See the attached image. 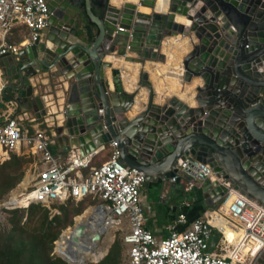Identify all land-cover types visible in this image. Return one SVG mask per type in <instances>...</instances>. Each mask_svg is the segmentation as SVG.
Instances as JSON below:
<instances>
[{"label":"water","instance_id":"obj_1","mask_svg":"<svg viewBox=\"0 0 264 264\" xmlns=\"http://www.w3.org/2000/svg\"><path fill=\"white\" fill-rule=\"evenodd\" d=\"M46 1L47 27L16 54L0 91L16 115L29 108L37 119H50L67 140L66 150L80 156L114 142L121 161L145 173V185L167 180L177 160L191 156L212 165L220 178L203 182L210 207L227 191L223 182L264 204V0H163L161 7L155 5L159 0ZM139 5L164 13L136 11ZM178 36L189 51L169 74L181 83L201 80L195 106L175 97L154 102L146 71H139L130 91L119 71L105 74L111 62L103 58L114 51L134 63L165 62L159 50L166 38ZM44 75L68 84L53 113L31 83ZM141 87L147 89L145 101L136 98ZM74 230L76 242L85 225L76 223ZM90 239L99 241L100 234ZM215 240L213 235L211 245ZM87 262L94 261L82 264Z\"/></svg>","mask_w":264,"mask_h":264},{"label":"built area","instance_id":"obj_2","mask_svg":"<svg viewBox=\"0 0 264 264\" xmlns=\"http://www.w3.org/2000/svg\"><path fill=\"white\" fill-rule=\"evenodd\" d=\"M50 18L46 0H0V56L18 54L32 44L47 27ZM27 34L19 43L9 41L17 28ZM12 103V102H11ZM9 105L0 111H9ZM5 109V110H3ZM105 149L110 157L98 166L90 164L92 158ZM4 150L18 155L23 151L38 157L35 175L28 184L29 190L20 198L27 205L40 203L50 206L64 203L68 198L80 201L86 197L100 202L92 212L100 215L99 226L93 232L100 234L102 243L105 230L115 232L123 227L122 242L127 247V264H260L264 253V204L227 187L220 207L213 213L226 218L225 224L213 223V214L196 218L190 227L181 232L168 226L170 233L157 237L147 226L145 210L140 200V189L146 182L143 171L124 164L116 144L102 145L91 153L73 158L63 166L59 156L51 150V137L42 129L33 133L19 127L16 116L6 115L0 121V158ZM83 169H88L84 174ZM181 174L197 181L217 179L212 165L191 156L179 158L174 175L167 180L176 183ZM178 222L185 223L184 215ZM235 235L233 241L231 235ZM216 235L211 245L212 237Z\"/></svg>","mask_w":264,"mask_h":264},{"label":"crops","instance_id":"obj_3","mask_svg":"<svg viewBox=\"0 0 264 264\" xmlns=\"http://www.w3.org/2000/svg\"><path fill=\"white\" fill-rule=\"evenodd\" d=\"M126 2L133 3L134 0H126ZM155 5L161 7L158 1ZM141 7L146 8L148 11H143ZM136 11H141L146 14L151 13L152 11L164 13V11L159 10L158 8L151 9L148 6L141 5H139ZM15 32H18V37H21L24 36L26 29L23 27L17 28L15 29ZM16 37L17 35L15 34V39ZM180 38L181 37L178 36L177 38L165 39L167 42H165L159 50V53L165 54L166 56L165 62L163 63L158 60L154 61L150 59H146L144 64L134 63L124 60V57L118 56L117 52L114 51L103 58L104 61L111 62V66L105 68V74L111 75L112 70L114 72L119 71L123 79L124 89L130 91V89H132L131 87L137 83L139 71H146L148 73V80L153 84L155 90L154 102L162 103L166 99L175 97L177 100L187 103L190 107L195 106V101L190 103L182 97V94L193 97L195 95V87L198 83H201V80L193 77L190 82L181 83L179 78L172 77L169 74L170 70H177V67H180L182 58L189 51V47L185 50L178 47L179 52L177 53V46H175L173 40L175 39L177 41ZM15 43L17 42L15 41ZM129 55L136 56L133 52H130ZM16 59H18L17 55L11 53L0 56V84H2L0 85V91L3 85L9 82V75L10 73L12 74L10 69H12V64ZM153 75L155 76V79H153ZM63 78L44 75L42 79L40 77H34L31 80L35 95L42 93V99L46 106L47 113L54 112L53 107H51L52 104L62 105L63 103V98L68 91L67 81ZM128 82L130 83L129 85ZM156 83L161 88L160 91L156 90ZM140 97H142V99H140L142 101L147 99V89L145 87L140 88L139 94L136 98L139 99ZM0 104L2 105V108H5L7 105L10 107L9 111L3 113L0 111V121H3L6 115H15L19 127L23 131L33 133L39 129L45 130L51 137V150L56 156H59L60 163L63 164V166L69 163L73 158L80 157L81 154L76 150H66V145L68 143L67 140L63 138L62 134L55 131V123L50 121V119L49 121L37 119L34 109L29 108H23V110L16 115L15 105L2 97L1 92ZM137 110L136 108L131 110L127 113V117L131 119L137 114ZM21 156L25 158L31 157L34 162L32 173H29V175L27 174L23 180V184H25V182H28L29 184L35 175L38 157L25 151L21 153ZM86 170L87 169H83L82 172L86 174ZM202 186L203 181L191 179L185 174H181L176 183H170L168 180L158 178L148 181V183L146 185L144 184L140 189V200L147 218L146 226L157 237H162L170 233L167 228L172 224L175 225L174 231L181 232L190 227L191 223L196 218L202 217L206 219L209 217L210 213L213 214L212 221L216 220L217 213L213 212L220 207V204L210 207L209 200L204 196L205 192L203 191ZM180 215L185 216V223L178 222ZM98 259L99 258L95 259V261Z\"/></svg>","mask_w":264,"mask_h":264},{"label":"trees","instance_id":"obj_4","mask_svg":"<svg viewBox=\"0 0 264 264\" xmlns=\"http://www.w3.org/2000/svg\"><path fill=\"white\" fill-rule=\"evenodd\" d=\"M15 34L17 35L15 39ZM27 34L18 37V32H13L9 41L21 42ZM111 155L110 149H105L95 155L90 164L98 166ZM24 157L4 150L0 158V199L22 181L25 163ZM90 196L80 201H87V205L94 203ZM75 200L68 198L64 203H57L59 214L50 217L49 210L40 203L27 205L21 202L18 205H9L3 208L10 214L9 223L11 227L3 229L0 227V264H69L61 257L51 255L53 242L59 238L61 231L73 223L70 214L78 215L83 208L80 206L68 209V203ZM44 206V207H43ZM27 210L26 220L23 222L24 211ZM90 210V209H89ZM87 210L86 212H88ZM79 215L77 217H83ZM113 234V233H112ZM111 238L106 242V251L112 243ZM122 245L115 241L108 253L102 259L89 264H120ZM262 258V257H261ZM259 263L264 264V259Z\"/></svg>","mask_w":264,"mask_h":264},{"label":"bare ground","instance_id":"obj_5","mask_svg":"<svg viewBox=\"0 0 264 264\" xmlns=\"http://www.w3.org/2000/svg\"><path fill=\"white\" fill-rule=\"evenodd\" d=\"M114 1L120 2L122 0H114ZM162 2L163 0H159V3H162ZM141 8L143 9V11H148L146 8H143V7ZM178 20L183 21V18L179 17ZM173 43L175 44V46H177V53L179 52L178 51L179 48H182L183 50L187 49L186 44H185L186 39L184 40L178 39L177 41L173 40ZM179 68L180 67H177V70ZM152 77L153 79H155L154 75ZM155 85H156V90L160 91L161 88L158 86V84L156 83ZM182 97L188 100L190 103L192 102V96L182 94ZM55 109L56 108L53 107V111H55ZM19 196L20 194L18 193L17 197L15 196V200L18 202H23V199H21ZM84 217L85 216H83L82 218H78V217L76 218L77 223H82L85 225L86 232L84 233L83 236H81L76 242L73 241L72 237L75 233V230L74 228H70L63 232L62 237L60 241L58 242V253L72 263L79 264V263H84L86 261L95 260L97 258L100 259L106 249L104 246H98L96 242H93L90 239L91 231L93 232L99 226L100 215L95 212L91 214L89 218H84ZM216 218H217L216 220L212 221L213 223L225 224L227 222L226 218H224L223 216H219L218 214L216 215ZM104 230H105V238H108L107 240H109L111 235L113 236L112 234L113 231L110 229L101 228V231H104ZM231 236L233 238L235 237L234 234Z\"/></svg>","mask_w":264,"mask_h":264},{"label":"rangeland","instance_id":"obj_6","mask_svg":"<svg viewBox=\"0 0 264 264\" xmlns=\"http://www.w3.org/2000/svg\"><path fill=\"white\" fill-rule=\"evenodd\" d=\"M1 106L2 105L0 104V107ZM21 157H23V156H21ZM24 159H26V160H25V163L23 165L24 175H23L22 181L20 183H18L12 190H10L9 193H7L2 199H0V227L3 228V229H7L8 230L11 227V225L9 223L10 214L7 211L3 210V208L6 207V206H9V205H18L19 203H21V202H18V201L15 200V196L17 197L18 193L21 194V192H25L26 189L27 190L30 189L28 187V182L23 184V182H24L23 180H24V178H25V176L27 174L29 175V173H32L34 162H33V159L31 157L30 158L29 157L28 158L24 157ZM87 172H88V169L86 170V173ZM93 202L94 203H91L89 205H87V201H82L81 203L80 202H76V201H74L72 203H68V209H72V207H75V206H80V207L83 208V210L78 215H74L73 216L72 213L70 214L69 217L72 219L73 223L71 225L67 226L66 228H64L61 231V233L59 235V238L53 242L51 255H54V256H57V257H61L63 259V257L58 253V242L60 241L63 232L65 230L70 229V228H74V225L77 223V220H76L77 216L84 215L85 216L84 218H89L90 215L94 213V212H92L93 208L100 202V200L98 198H94ZM57 205H59V204L54 203L53 205H50L48 207L45 206V208H47L49 210L50 217L53 216L54 214H59L60 213V209L57 207ZM89 209H91L92 211L89 210ZM87 210H89V211L86 212ZM23 214H24V217L22 219H23V222H24L26 220V215H27V210L26 209H25ZM78 218H80V217H78ZM126 230L127 229L123 227L122 229H119L118 231H116L115 232L114 241L111 243V245L109 247V250H110L111 246L113 245V243L115 241H120V244L122 245L120 264H127V247L122 242V237H123L124 233L126 232ZM231 238L234 239L232 236H231ZM107 239L108 238L104 237L102 243H100V244L97 243V242L96 243H97L98 246H104L105 247V244L108 241ZM261 257H262L261 258V261H262V259H264V253L262 254ZM90 261L96 262L95 260H90ZM67 263L74 264L72 262H67ZM89 263H93V262H87L86 264H89ZM79 264H82V263H79Z\"/></svg>","mask_w":264,"mask_h":264}]
</instances>
